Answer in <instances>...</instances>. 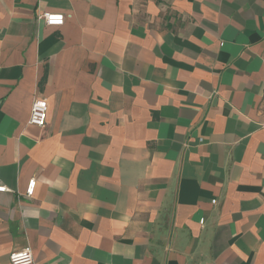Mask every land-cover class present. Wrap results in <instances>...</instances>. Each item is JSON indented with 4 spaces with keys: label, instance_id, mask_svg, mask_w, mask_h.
Instances as JSON below:
<instances>
[{
    "label": "crops",
    "instance_id": "obj_1",
    "mask_svg": "<svg viewBox=\"0 0 264 264\" xmlns=\"http://www.w3.org/2000/svg\"><path fill=\"white\" fill-rule=\"evenodd\" d=\"M0 186V264H264V0H0Z\"/></svg>",
    "mask_w": 264,
    "mask_h": 264
},
{
    "label": "built area",
    "instance_id": "obj_2",
    "mask_svg": "<svg viewBox=\"0 0 264 264\" xmlns=\"http://www.w3.org/2000/svg\"><path fill=\"white\" fill-rule=\"evenodd\" d=\"M45 20L48 26H62L65 24L66 17L64 14L46 13L40 16ZM49 111V104L46 99H36L33 102L31 117L29 123L38 128H45L47 125V116ZM36 180L32 179L29 182L26 195L32 197L34 195ZM9 191L5 186H0V192ZM214 204L216 201L213 202ZM11 264H33L34 257L30 248H25L20 251L13 252L9 256Z\"/></svg>",
    "mask_w": 264,
    "mask_h": 264
}]
</instances>
